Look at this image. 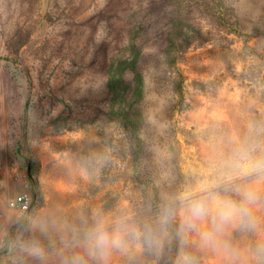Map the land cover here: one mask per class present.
<instances>
[{"label": "rangeland", "instance_id": "1", "mask_svg": "<svg viewBox=\"0 0 264 264\" xmlns=\"http://www.w3.org/2000/svg\"><path fill=\"white\" fill-rule=\"evenodd\" d=\"M239 149L264 160V0H0V264H38L34 239L60 264L97 213L140 233L110 264H225L178 235V203L158 217ZM239 182L264 217V177ZM26 190L31 212L8 209Z\"/></svg>", "mask_w": 264, "mask_h": 264}, {"label": "clouds", "instance_id": "2", "mask_svg": "<svg viewBox=\"0 0 264 264\" xmlns=\"http://www.w3.org/2000/svg\"><path fill=\"white\" fill-rule=\"evenodd\" d=\"M254 174L257 180L264 177V160L249 161L246 152L239 149L231 171L221 182L211 181L200 188L187 189L177 194L172 204H166L158 217L163 232L176 218L177 203L181 213L178 235L187 239L195 234L201 248L220 254L225 264H264V217L257 214L256 206L261 193L239 178ZM41 232H47L45 224L39 225ZM231 229L250 234V244L241 246L229 238ZM140 239V233L122 218L110 220L97 213L93 221L79 234L73 244L62 240L59 252L60 264H110L115 251H124L128 238ZM144 239L153 243L151 234ZM25 251L38 264H47L49 250L40 240L28 241ZM176 264H196L195 257L182 251Z\"/></svg>", "mask_w": 264, "mask_h": 264}, {"label": "built area", "instance_id": "3", "mask_svg": "<svg viewBox=\"0 0 264 264\" xmlns=\"http://www.w3.org/2000/svg\"><path fill=\"white\" fill-rule=\"evenodd\" d=\"M33 203L34 195L26 190L11 198L7 203V207L11 211H17L18 213L27 216L32 210Z\"/></svg>", "mask_w": 264, "mask_h": 264}, {"label": "water", "instance_id": "4", "mask_svg": "<svg viewBox=\"0 0 264 264\" xmlns=\"http://www.w3.org/2000/svg\"><path fill=\"white\" fill-rule=\"evenodd\" d=\"M33 43H34V42H33ZM33 43H32V44H33ZM32 44H31V45H32Z\"/></svg>", "mask_w": 264, "mask_h": 264}]
</instances>
